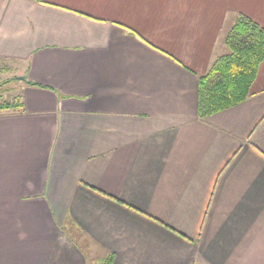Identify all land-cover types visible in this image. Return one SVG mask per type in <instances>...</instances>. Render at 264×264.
Here are the masks:
<instances>
[{
	"label": "crops",
	"instance_id": "obj_1",
	"mask_svg": "<svg viewBox=\"0 0 264 264\" xmlns=\"http://www.w3.org/2000/svg\"><path fill=\"white\" fill-rule=\"evenodd\" d=\"M239 13L264 27V0H0V264H264V60L198 113Z\"/></svg>",
	"mask_w": 264,
	"mask_h": 264
},
{
	"label": "trees",
	"instance_id": "obj_2",
	"mask_svg": "<svg viewBox=\"0 0 264 264\" xmlns=\"http://www.w3.org/2000/svg\"><path fill=\"white\" fill-rule=\"evenodd\" d=\"M224 42L227 51L199 77L198 113L202 118L246 100L264 60V27L246 14L236 16ZM20 100L19 96L3 100L0 109L18 108ZM111 262L109 258L104 264Z\"/></svg>",
	"mask_w": 264,
	"mask_h": 264
},
{
	"label": "rangeland",
	"instance_id": "obj_3",
	"mask_svg": "<svg viewBox=\"0 0 264 264\" xmlns=\"http://www.w3.org/2000/svg\"><path fill=\"white\" fill-rule=\"evenodd\" d=\"M9 74H11V72L10 73H8V74H6L7 76H0V102L2 101V100H11V97L13 96V95H15L16 93L15 92H17V90H15L14 89V87H13V89H12V93H8V92H5L6 90V86L8 87H11V86H13V83L12 82H10V83H3L4 81H6V80H8V78H10L11 77V75H9ZM4 92V93H3Z\"/></svg>",
	"mask_w": 264,
	"mask_h": 264
}]
</instances>
